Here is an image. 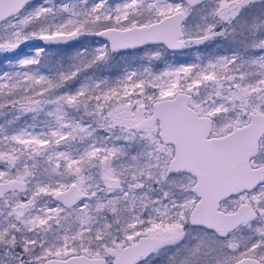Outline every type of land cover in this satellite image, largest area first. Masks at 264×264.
I'll list each match as a JSON object with an SVG mask.
<instances>
[{"label":"snow or ice","instance_id":"snow-or-ice-1","mask_svg":"<svg viewBox=\"0 0 264 264\" xmlns=\"http://www.w3.org/2000/svg\"><path fill=\"white\" fill-rule=\"evenodd\" d=\"M0 264H264V0H0Z\"/></svg>","mask_w":264,"mask_h":264}]
</instances>
